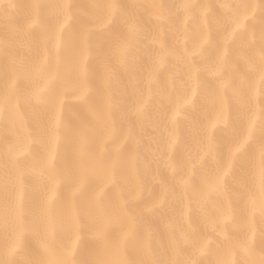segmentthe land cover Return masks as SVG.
I'll return each mask as SVG.
<instances>
[{
    "label": "snow or ice",
    "instance_id": "6c2138e0",
    "mask_svg": "<svg viewBox=\"0 0 264 264\" xmlns=\"http://www.w3.org/2000/svg\"><path fill=\"white\" fill-rule=\"evenodd\" d=\"M0 264H264V0H0Z\"/></svg>",
    "mask_w": 264,
    "mask_h": 264
},
{
    "label": "bare ground",
    "instance_id": "6f19581e",
    "mask_svg": "<svg viewBox=\"0 0 264 264\" xmlns=\"http://www.w3.org/2000/svg\"><path fill=\"white\" fill-rule=\"evenodd\" d=\"M82 2L87 3L89 0H82ZM4 3H8V0H4Z\"/></svg>",
    "mask_w": 264,
    "mask_h": 264
}]
</instances>
